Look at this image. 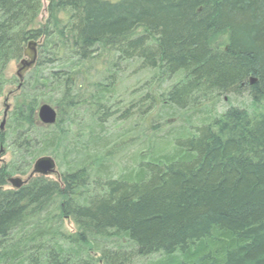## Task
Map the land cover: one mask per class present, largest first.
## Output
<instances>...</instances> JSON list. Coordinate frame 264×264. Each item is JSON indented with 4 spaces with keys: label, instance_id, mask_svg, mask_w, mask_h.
Wrapping results in <instances>:
<instances>
[{
    "label": "trees",
    "instance_id": "obj_1",
    "mask_svg": "<svg viewBox=\"0 0 264 264\" xmlns=\"http://www.w3.org/2000/svg\"><path fill=\"white\" fill-rule=\"evenodd\" d=\"M9 94L0 264H264V0H0Z\"/></svg>",
    "mask_w": 264,
    "mask_h": 264
},
{
    "label": "water",
    "instance_id": "obj_2",
    "mask_svg": "<svg viewBox=\"0 0 264 264\" xmlns=\"http://www.w3.org/2000/svg\"><path fill=\"white\" fill-rule=\"evenodd\" d=\"M36 43L33 40H30L27 44V47L24 51V57L17 63L16 76L21 80L23 73L31 68L36 60ZM19 87V86H18ZM8 97L4 99V110L2 114V120L0 122V131L4 129L6 115L9 110V104L7 103ZM37 118L41 124L52 125L55 123L57 118V110L53 106L47 103H42L37 109ZM3 152V147L0 146V160L1 153ZM57 174V167L55 159L48 155H43L38 157L33 165L32 170L26 178L20 176H13L8 178V183L11 188L17 189L20 188L23 184L27 182V179L33 175H43V176H53Z\"/></svg>",
    "mask_w": 264,
    "mask_h": 264
},
{
    "label": "rangeland",
    "instance_id": "obj_3",
    "mask_svg": "<svg viewBox=\"0 0 264 264\" xmlns=\"http://www.w3.org/2000/svg\"><path fill=\"white\" fill-rule=\"evenodd\" d=\"M45 4V3H44ZM42 15H45V13L43 12L42 13ZM16 70H17V62L16 61H11L9 64H8V66H7V68H6V71H5V74H6V76H9V75H14L15 74V72H16ZM137 76H138V74H134V79H133V81L137 78ZM15 87H12L11 89H14ZM10 89V87L8 88V90ZM10 89V90H11ZM6 94V93H5ZM12 98H10L9 99V103L11 104L12 102ZM3 108H4V97H2V98H0V121L2 120V112H3ZM7 157H8V155L7 154H5L4 155V157H2L3 158V161H6L7 160ZM2 162H0V164H1ZM57 170H59V168H57ZM51 177V176H50ZM24 178H26V177H24ZM7 187H11L10 186V184L7 186ZM71 227V224L70 223H68L67 224V228H70ZM70 229H72V228H70Z\"/></svg>",
    "mask_w": 264,
    "mask_h": 264
},
{
    "label": "flooded vegetation",
    "instance_id": "obj_4",
    "mask_svg": "<svg viewBox=\"0 0 264 264\" xmlns=\"http://www.w3.org/2000/svg\"><path fill=\"white\" fill-rule=\"evenodd\" d=\"M25 72H26V71H25ZM25 72H24V73H25ZM24 73H23V74H24ZM15 75H16V74H15ZM10 93H11V92H10ZM7 95H8V94H7ZM9 98H10V94H9ZM2 113H3V112H2ZM6 116H7V115H6Z\"/></svg>",
    "mask_w": 264,
    "mask_h": 264
}]
</instances>
